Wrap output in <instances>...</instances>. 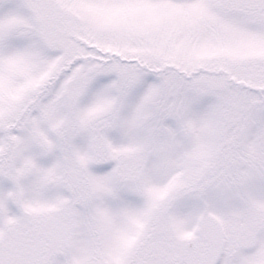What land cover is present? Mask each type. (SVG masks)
Returning a JSON list of instances; mask_svg holds the SVG:
<instances>
[{
    "label": "snow or ice",
    "instance_id": "1",
    "mask_svg": "<svg viewBox=\"0 0 264 264\" xmlns=\"http://www.w3.org/2000/svg\"><path fill=\"white\" fill-rule=\"evenodd\" d=\"M0 264H264V0H0Z\"/></svg>",
    "mask_w": 264,
    "mask_h": 264
}]
</instances>
